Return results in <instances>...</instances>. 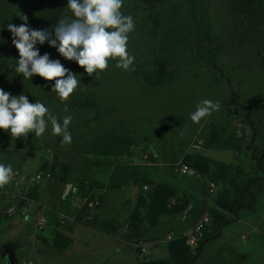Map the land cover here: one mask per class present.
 <instances>
[{"label":"rangeland","instance_id":"1","mask_svg":"<svg viewBox=\"0 0 264 264\" xmlns=\"http://www.w3.org/2000/svg\"><path fill=\"white\" fill-rule=\"evenodd\" d=\"M247 1L209 0L211 22L219 28L225 54L215 68H208L195 57L194 19L189 0H164L154 9L143 5L141 0H123L122 12L130 14L135 22L127 45L128 52L135 57L133 67L151 69L164 61L182 71L181 78L173 85L144 87L134 82L132 70L117 68L115 61L98 77L89 76L75 61L64 59L56 48L52 50L50 59L60 60L78 75L81 84L77 90H94L105 96L109 113L93 122L72 121L68 129L72 135L70 145H62V138L52 135L50 122L41 138L30 133L27 139L15 140L0 129V163L10 164L20 177L17 184L9 183L0 189V210L12 203L9 194L19 197L14 216L1 221L0 264H138L140 258L167 257L166 249L162 254L139 256L140 246H145L148 252L149 245L146 240L135 238L137 232L128 226L130 214L144 186L176 179L185 154L200 152L218 161L234 160L233 151L204 149L201 140L209 134L212 123L241 134L242 112L223 107L226 98L239 95L242 102L252 105L264 101V69L253 67L248 72L250 67L245 66L244 54H238V46L252 42L251 31L264 21L263 11H250L249 17L245 16ZM67 2L0 0V31L7 30L9 23L22 24L20 13L27 15L30 28L47 30L67 11ZM18 59L12 47L4 48L0 44V88L14 96L24 94L30 102L39 100L47 106L57 97L51 92L54 81H45L38 75L31 80L23 79L15 72ZM215 76L222 82L211 86ZM203 99L218 101L221 108L200 123H193L191 113ZM119 127L132 136L133 145L125 151L129 154L109 157L103 164L87 150L97 134ZM44 162L48 163L49 178L31 182L42 174ZM241 162L249 173L254 172L248 155L242 156ZM81 182L105 186L98 210V213L102 207L105 210L102 216L105 221L100 224L102 219L98 218L99 230L106 234L109 231L126 234L127 242L78 227L75 233H69L70 248L58 251L53 247L52 225L35 238V222L43 208L67 212L69 203L61 198L66 184L78 186ZM185 184L193 201L195 188L204 195L198 205L202 210L199 222L209 219L207 209L212 206L219 187L215 186L211 192L209 183L201 185L185 180ZM36 187L37 201L29 198V192ZM24 196L29 200L20 198ZM210 222L209 219L207 226ZM195 257V264H264V204L254 211H243L238 217L229 216L220 235L210 238L207 248Z\"/></svg>","mask_w":264,"mask_h":264},{"label":"trees","instance_id":"2","mask_svg":"<svg viewBox=\"0 0 264 264\" xmlns=\"http://www.w3.org/2000/svg\"><path fill=\"white\" fill-rule=\"evenodd\" d=\"M141 2L146 7L154 9L164 0H141ZM189 4L191 6L190 14L194 19L195 57L205 63L208 68H215L216 63L225 54V43L218 33L219 28L214 27L211 22L209 0H189ZM245 11L247 18L250 11L264 12V0L247 1ZM70 16L71 13L67 9L61 18ZM51 28L47 30H51ZM250 34H252V42H243L242 46H238L240 51L238 54H244L245 66L250 67L248 72H252L253 67L264 69V21H261L258 28L252 30ZM234 38H238V36L235 35ZM0 44L4 48L12 47L14 55L19 57L18 51L12 44V35L8 30L0 31ZM36 47L41 55L48 53L49 56L54 49L48 43L43 45L38 43ZM130 73L134 82L153 89L173 85L182 76V71L169 67L164 61L158 62L154 68L135 69ZM221 82L215 76L214 84L211 86L219 85ZM223 103V107L234 108L242 112L241 134L238 135L237 131H230L228 128L212 123L209 134L201 140V146L209 150L233 151L238 154L249 153L250 159L258 170V175L248 174L240 164L214 161L200 152L187 153L183 156L181 165L199 173L201 184L209 183L219 187L213 197L214 207L208 210V217L212 222L211 226L205 228L203 242L218 237L223 225L228 222L229 216L238 217L243 211H254L259 205H262L264 199V101L252 105L246 101L242 102L240 96L236 95L233 98H226ZM65 105L69 109L68 112L64 111ZM46 107L50 113L58 117L61 123L66 115H71L74 123H84L97 121L109 113L107 99L102 93L94 90H75L65 103H61L57 96ZM132 145V136L123 127H119L97 134L87 151L96 155L98 161L105 164V160L109 157L129 154L125 151H129ZM48 172V163L44 162L41 173L46 175ZM78 187L81 195L93 188L105 189L104 185L95 186L85 182L78 184ZM29 198L38 200L37 187L29 192ZM189 205V198L179 197L178 191L172 183L156 182L147 190L142 188L138 193L128 226L135 232L143 227H156L164 217H176L184 214ZM5 218L7 217L0 214V225ZM86 224L91 227L97 226L95 218ZM72 229L73 227L54 228V249L66 251L70 248L72 239L69 233L72 232ZM187 241L186 236L176 238L168 243V258L159 260L140 258L138 264H195V256L198 254L199 248L191 249ZM141 255L140 253L139 256Z\"/></svg>","mask_w":264,"mask_h":264},{"label":"clouds","instance_id":"3","mask_svg":"<svg viewBox=\"0 0 264 264\" xmlns=\"http://www.w3.org/2000/svg\"><path fill=\"white\" fill-rule=\"evenodd\" d=\"M122 7L123 0H68L66 9L71 16L60 17L51 30L30 28L27 15L20 13L22 24L7 25L12 44L19 53L15 72L27 80L38 75L45 81H54L51 92L65 103L81 81L60 60L50 59L48 53L41 55L36 47L38 43L56 48L60 56L75 61L89 76L98 77L111 61H115L117 68L134 71L135 57L130 55L127 45L135 22L130 14L124 15ZM220 108L218 101L203 99L190 119L198 124ZM64 111H69L67 105ZM72 119L71 115H66L61 123L39 100L32 103L24 94L14 96L0 88V129L8 132L12 139H27L30 133L41 138L50 122L52 135L61 137L62 145H70L72 135L68 129ZM14 175L10 164L0 163V188L8 185Z\"/></svg>","mask_w":264,"mask_h":264},{"label":"built area","instance_id":"4","mask_svg":"<svg viewBox=\"0 0 264 264\" xmlns=\"http://www.w3.org/2000/svg\"><path fill=\"white\" fill-rule=\"evenodd\" d=\"M14 177L10 183L17 184L19 177V172L14 170ZM181 173L184 175H192L196 177H201L199 173L188 168L187 166L181 165ZM49 178V175L38 174L35 178L31 179V182L39 183L42 179ZM70 186V187H69ZM215 185H210V191L213 192ZM144 190H147L148 187L144 186ZM106 189L93 188L87 190L85 194L81 195L80 189L78 186L69 184L63 194L62 199L69 203V209L65 213L55 212L47 210V207L43 208L42 214L38 217L35 222L34 236L35 238L41 235L50 225L60 228L74 227L78 224H86L91 221L98 213V210L102 203V197ZM11 198V204L6 205L0 214L5 217H13L16 210L17 204L16 201L19 198L15 193L9 194ZM23 200H29L26 196L20 197ZM209 219L199 222L194 231L190 236H188V245L191 249L196 250L202 244L205 238V228ZM53 228V229H54ZM183 235H178L176 232L171 231L165 237V242L170 243L176 238H180ZM141 254L145 255L147 253V248L145 246H140Z\"/></svg>","mask_w":264,"mask_h":264},{"label":"crops","instance_id":"5","mask_svg":"<svg viewBox=\"0 0 264 264\" xmlns=\"http://www.w3.org/2000/svg\"><path fill=\"white\" fill-rule=\"evenodd\" d=\"M233 153H234V160L233 161H231V162L219 161V162L235 163V164L242 165L241 157L244 155H248L250 157L249 153H241V154H238L236 152H233ZM213 160L218 161L215 159H213ZM251 162L253 164V170H254L253 173H249L248 170H246L243 165L242 166L244 167L245 171L248 174H250L252 176H256V175H258V170H256L254 162L252 160H251ZM176 179L172 180V179L168 178L167 180H169L168 182L172 183L176 187L179 197L186 196L189 198V200H190L189 208H188L187 212H185L182 215H179L176 217H164V218H162L161 222L156 227H143L137 232L136 235H134L135 238H137V239L140 238V240H146L147 245H149L147 254H152V255L159 254V253L162 254V253H164V249H166V251H165L167 253L166 258H168V256H169L168 243L165 242L166 235L169 232L174 231L178 235H183V236L188 237L192 234L196 225L201 220L200 214H201L202 210L199 208L198 205H199V203L203 202V200H204L203 196L204 195L201 191H199L197 188H195L193 190L195 201H193L188 196V194L190 193V188L187 187V184L184 185L185 180L186 181H195L196 183L201 184L199 181L201 179V177L199 178V177L192 176V175H184V174L177 171ZM69 184L70 183L66 184V187L64 189L63 194L65 193V190ZM63 194H62V196H63ZM104 195H105V193H104ZM263 204H264V199L262 201V206H263ZM211 205L212 206H209L207 210L214 207V201H213V203H211ZM68 206H69V204H68ZM104 211L105 210L102 207L98 213L97 218H95L96 224H97L98 218L102 219V220H100L101 221L100 224H102L105 221V220H103L104 218H102V216H105ZM211 222H210V225L208 224V227L211 226ZM78 227H85L91 231L99 233L100 235L106 234V233L102 232L101 230H99L98 224L96 227H91L90 225H87V224H78V225L73 227L71 233H75L76 229ZM106 235H108L111 238V240L118 241V242H120V241L127 242L126 240H129L126 238L127 237L126 234L118 233V231H109V233H107ZM207 241L200 248V250L198 252L199 255H200V252H203L207 248ZM166 258H154L151 260H159V259H166Z\"/></svg>","mask_w":264,"mask_h":264}]
</instances>
